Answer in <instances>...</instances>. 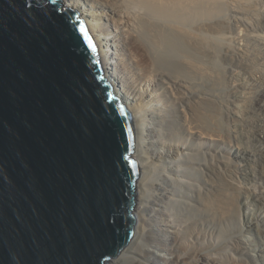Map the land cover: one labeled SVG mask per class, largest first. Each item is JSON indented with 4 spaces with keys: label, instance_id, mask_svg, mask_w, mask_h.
<instances>
[{
    "label": "bare ground",
    "instance_id": "obj_1",
    "mask_svg": "<svg viewBox=\"0 0 264 264\" xmlns=\"http://www.w3.org/2000/svg\"><path fill=\"white\" fill-rule=\"evenodd\" d=\"M63 1L130 112L132 157L147 172L135 183L133 236L106 264H149L143 238L168 252L164 264H264V0ZM144 112L158 120L146 124ZM203 135L219 140L205 151ZM145 139L186 178L144 164Z\"/></svg>",
    "mask_w": 264,
    "mask_h": 264
},
{
    "label": "water",
    "instance_id": "obj_2",
    "mask_svg": "<svg viewBox=\"0 0 264 264\" xmlns=\"http://www.w3.org/2000/svg\"><path fill=\"white\" fill-rule=\"evenodd\" d=\"M130 112L63 0H0V264H105L133 236Z\"/></svg>",
    "mask_w": 264,
    "mask_h": 264
},
{
    "label": "rangeland",
    "instance_id": "obj_3",
    "mask_svg": "<svg viewBox=\"0 0 264 264\" xmlns=\"http://www.w3.org/2000/svg\"><path fill=\"white\" fill-rule=\"evenodd\" d=\"M101 69H103L102 66H101ZM150 108L152 109L153 106L152 105H148V109H150ZM142 114H143V116L145 118H148V119L150 118V120H144L146 124L152 125L151 120H156V119L158 120V117H156L155 113L144 112ZM142 114L140 113V115H142ZM140 122H143V121H141V119H140ZM134 135H135V133H134ZM203 136H204L203 137L204 143H203L202 146H203V150H205V151L210 150L209 147H208L210 141H215V140L218 141L219 140V138H216L215 140H209V139H207V136H205V135H203ZM135 141H136V139H135ZM146 141L147 140L145 139L143 146H138V148L140 149V152L145 153L148 156H150V157H148L147 160H143V163L144 164L147 163L148 161H152L153 163H157L158 165L163 166V168H165V169L167 168V170L169 168H171V169L168 170L169 172L167 170H165L166 173L169 174L170 176L175 177V178H179V179H185L186 178L185 176H183V174H179V173H176L175 171H173L172 169H175L176 166L169 165V163L167 161H164L163 154H159L157 152V151L162 152L165 148H163V147H161L159 145L152 146L151 144L147 143ZM192 143L198 145L199 142L197 140H192ZM218 147L219 148H222V147H224V145H222L221 143H219L218 144ZM184 151H186V152H196V153L198 152V150H195V148L192 149V150L191 149H186V150L184 149ZM146 152H148V153H146ZM229 157L232 158L231 156H229ZM138 162L142 163L141 160L138 161ZM182 166L184 167L186 165H182ZM160 172H161V170H160ZM142 173H144V175H147V172L146 171L145 172H143V171L141 172V168H140L139 176ZM139 176H138V178H139ZM150 176H151L152 179H159V177L161 176V174L159 173V171H156V172H151ZM138 178H137V181L139 180ZM161 178H163V177L161 176ZM154 188H155V186H153L152 189L149 188L150 196L151 195L153 196V197H150L149 199H154L155 200L156 197H157L158 192H160L157 188H155V191H154ZM147 189H148V187H147ZM156 190H158V191H156ZM152 193H155V194H152ZM154 196H156V197H154ZM164 201L167 202V199H164ZM144 239L145 238L140 239L139 242H140L141 245H143L144 248H147V249H149L152 252V254L150 255V259H149V264H152V263L155 264V262H157L158 264H164V261H163L162 258L167 259L169 257L168 252L165 251V250H163V249H161L159 246L157 247V245L156 246H152V244L155 245L154 242L153 243L151 242L150 244H146L147 243L146 242L147 240L145 239L146 241H144ZM115 257L110 258V259H107L105 261V264H106L107 261L112 260Z\"/></svg>",
    "mask_w": 264,
    "mask_h": 264
}]
</instances>
